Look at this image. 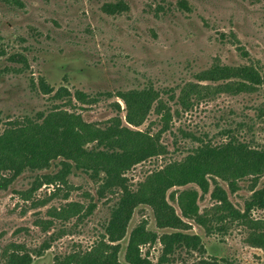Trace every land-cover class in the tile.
Segmentation results:
<instances>
[{"label": "rangeland", "instance_id": "1", "mask_svg": "<svg viewBox=\"0 0 264 264\" xmlns=\"http://www.w3.org/2000/svg\"><path fill=\"white\" fill-rule=\"evenodd\" d=\"M118 2L126 10L103 12L105 4ZM214 66H246L264 74V0H0V135L11 124L40 123L39 114L54 110L99 130L119 118L122 127L158 137L164 147L125 173L133 191L153 172L183 161L204 144L235 139L264 150V87L233 95L220 88L228 81L198 79ZM40 80L53 89L51 94L40 90ZM189 84L197 87L185 107L180 98ZM145 88L154 89L158 100L140 126H129L118 96ZM59 89L69 92L71 103L53 97ZM76 93L85 100L79 101ZM159 103L162 113L156 111ZM167 110L171 120L163 131ZM61 161L52 160L47 169H24L0 190V264H7L12 254L28 255L30 264H66L70 256L100 251L101 244L116 248V261L128 264L126 248L138 227L156 238L139 246L140 256L157 264L162 251L158 238L177 230L159 228L151 207L142 204L133 210L124 237L110 243L105 228L118 190L99 197V180L74 168L62 183H44V177L59 172ZM205 178V193L190 183L165 194L188 227L184 233L198 236L204 253L177 251L165 264H264V251L247 243L252 232H264V209L247 212L252 227L222 221L226 212L211 196L214 180L230 206L243 213L252 194L264 191V175L237 180L233 192L220 179ZM183 191L196 193L203 224L181 216L177 198Z\"/></svg>", "mask_w": 264, "mask_h": 264}, {"label": "trees", "instance_id": "2", "mask_svg": "<svg viewBox=\"0 0 264 264\" xmlns=\"http://www.w3.org/2000/svg\"><path fill=\"white\" fill-rule=\"evenodd\" d=\"M104 13L115 15L126 10L121 2L105 4ZM200 81H228L222 90L237 94L251 92L256 87H264V74L260 75L252 67H221L214 66L201 73ZM230 79H238L232 82ZM40 90L44 94H51L50 88L43 80L39 81ZM196 85L189 84L183 91L180 103L187 107L189 98L195 93ZM75 96L83 102L86 96L76 93ZM54 98L67 97L71 103V95L65 89L54 93ZM126 107L125 121L132 127L140 126L152 105L157 102L158 94L152 88L130 90L118 96ZM156 111L163 112V106L158 104ZM117 110L119 106L116 105ZM163 131L171 120L170 112L164 115ZM40 123L25 121L20 126L6 130L0 135V190L6 188L24 169H47L50 162L62 158L60 170L53 177H44L46 184L62 183L74 168L86 172L90 178L98 179L100 184L97 190L99 197L106 191L118 190V201L112 209L110 219L105 228V235L110 243L120 241L127 229L133 210L139 205H148L155 214L156 224L159 228L173 229L176 232L163 234L158 240L162 247L157 264L170 263L173 255L178 252H193L198 255L204 253L200 238L193 234L184 233L187 225L176 215L173 208L166 201V191L174 186L182 187L194 183L203 193L208 191L209 183L206 176L210 175L227 184L228 190H236V181L244 177L253 179L264 175V150L250 148L243 142L231 139L218 146L201 145L181 162L167 164L162 169L153 172L146 180L139 184L133 191L129 188L125 173L134 165L139 164L153 156L160 155L164 147L158 144V137L148 136L145 133L131 131L122 127L119 118L111 120V125L104 130L96 126L85 124L76 115L65 111L54 110L48 114H39ZM94 142L90 149L87 144ZM72 164H70V163ZM1 172H9V177H3ZM211 196L218 203L216 207L226 212L220 217L224 221L240 222L244 226L252 227L253 224L247 217V212L252 208L264 209V191L254 192L252 202L246 204L243 213L233 209L227 200L225 191L212 181ZM177 204L181 216L193 219L198 224H203L197 215L196 193L183 191L178 195ZM155 236L138 227L129 237L126 248L125 261L128 264H150L139 254V246L154 242ZM247 243L264 251V232H252L247 238ZM105 248L107 251H101ZM116 248L101 244L100 251L88 252L83 256H70L66 264H119L116 261ZM7 264H30L26 254H12L7 258ZM55 264H65L57 261ZM199 264H209L201 260ZM217 264V263H215Z\"/></svg>", "mask_w": 264, "mask_h": 264}]
</instances>
